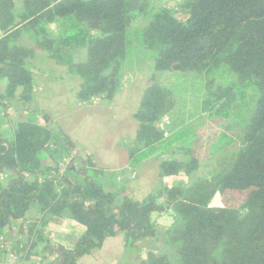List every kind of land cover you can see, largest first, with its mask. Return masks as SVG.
<instances>
[{
    "label": "trees",
    "instance_id": "1",
    "mask_svg": "<svg viewBox=\"0 0 264 264\" xmlns=\"http://www.w3.org/2000/svg\"><path fill=\"white\" fill-rule=\"evenodd\" d=\"M176 2L150 14L151 0H0V79L7 80L0 101L18 102L29 113L15 124L12 138L0 134V239L5 237L21 256L44 244L42 259L48 264H78L120 233L126 247L137 248L141 240L156 236L164 218L172 217L166 240L178 264H264V0ZM142 17L149 18L140 30L142 47L155 53L156 72L203 73L227 65L242 82L255 84L259 97L238 149L220 171L168 187L166 178H188L204 165L193 143L177 147L182 135L164 138L159 124L174 115L178 102L153 78L134 115L139 126L130 166L137 168L156 153L157 159L168 157L158 163L156 190L136 201L106 190L104 172L94 159H75L78 147L72 137L55 129L48 114L37 122L34 117L41 112L29 106L35 98L31 61L42 51L80 79L82 103L114 100L123 89L128 30ZM58 19L57 34L48 25ZM25 32L30 47L19 43ZM77 47L86 49L84 61H74L67 51ZM222 89L233 94L231 88ZM203 108L207 112L206 102ZM174 153L188 159H174ZM8 173L11 178L2 183ZM230 194L239 197L238 206L215 204ZM32 208L39 217L28 219ZM65 220L86 229L74 249L46 240L50 223ZM27 221V236L25 225L19 227L23 240L6 234ZM6 255L0 241V262ZM138 263L171 264L153 252Z\"/></svg>",
    "mask_w": 264,
    "mask_h": 264
},
{
    "label": "rangeland",
    "instance_id": "2",
    "mask_svg": "<svg viewBox=\"0 0 264 264\" xmlns=\"http://www.w3.org/2000/svg\"><path fill=\"white\" fill-rule=\"evenodd\" d=\"M175 1L176 0H172V3L170 2V4L173 5ZM162 2L163 0H151L152 9L150 14L158 11L162 7H166L162 4ZM148 20V17L138 18L133 22V25L128 30L127 58L124 63L126 77L128 80L131 78L130 82H134L132 88L138 89V78L141 76L140 78L142 80L141 72H143V76L146 74V77L148 78V85L151 83L152 79L155 78L159 84L170 90L176 97L178 108L174 115L170 117L173 123V128L170 129L172 138L177 134L182 135L181 138L177 140V147H182L188 145L189 143H193V145L197 146V158L204 166H202L199 171L193 173L188 178L186 176L179 175L174 176L172 181H176L177 185H183L188 180H191L192 183H196L200 180L210 178L212 173L215 174V172L220 171L221 168H223L227 163L228 158L231 157V153L238 149L240 145L239 141L243 136L244 128L248 124L251 113L257 103L259 93L255 87V84H253L251 81L242 82L240 77L235 74L227 65H223L219 68H215L203 73L156 72L153 63L155 53L143 49L141 43L140 30L145 28ZM59 24L60 23L58 19L57 21L49 24L48 27L58 28ZM29 39L32 40L25 32L22 35L19 43L26 45L29 43ZM69 56L70 55H66V58H70ZM151 64L152 66H150ZM74 78L80 80L78 77L74 76ZM226 87L231 88L230 90H232L233 94L226 95L228 91H224L222 89ZM6 88L7 84L3 90H6ZM3 90L2 85H0V94ZM140 92L141 91L139 90H133V100H138ZM144 93L145 92L142 93L141 99L143 98ZM52 94H54V92H52ZM52 94H50V96ZM234 94L236 95L234 96ZM235 97L236 102L233 103V99ZM3 102L5 103L8 101H0V106L4 105L6 107L5 104H2ZM203 102H206L207 112L203 108ZM101 103V107H98L95 102L87 104L86 111H88L90 115L92 113H98V115L103 116L101 113L103 112L104 114H107L108 118L103 119L102 117L98 116H94L92 118L86 117L87 122H89L87 124H90V128L94 123L96 125L92 127L93 135L84 141V143L90 146L102 145L101 151L96 150L97 155H93V159H95L97 163H100V165L103 163L104 159H107L108 162H112L111 164L119 166L116 168V170L109 172L103 168L105 172L102 176L106 190L116 193L120 191L117 189H125V185L129 186L130 184L128 180L124 179L126 178L125 175H127V170L125 168L128 166L130 161L129 150L135 148L133 145L135 139L131 141L128 137H126L129 134L125 133L128 132L129 128H131L134 124H138V122L135 118L130 120L124 116L119 117L118 114L120 113L122 107L118 102L116 104H110V101L102 100ZM109 105H111L110 108ZM209 105H213L211 110L208 108ZM17 107L18 108L7 107V110H5L3 107H0V123L2 124L0 134L4 137L12 138L14 133L11 127L5 128V126H9L11 124L15 125L18 121L26 119L25 117L22 120L20 119V114L22 113L24 107H22V105H20L18 102ZM36 107L37 110L42 114H48L51 117L53 124L52 126L55 127V129L59 128L65 131L67 130L63 125L62 127H59V125L61 126L60 123L59 125L54 123V118H60L66 121V124H70L73 127L74 123L79 121V118L81 119V117H83H79L75 110L71 111V113L67 115L63 114L61 116H57L59 113L55 111L56 107L50 103L48 105ZM106 107L109 108V110H105ZM29 109L30 111H33V108ZM23 113L25 114L26 111L23 110ZM5 114L7 116H5ZM123 115H125V111H123ZM37 116L33 117L37 120V122H39ZM41 116L43 120V115ZM115 116H118V118ZM118 137L121 139L117 140ZM231 141H234L235 143L233 142L234 144L230 145ZM114 142L116 143L111 149V145ZM104 151H106V155H104ZM174 154L175 155L172 156L174 159H188L187 155L184 153L180 155H176V153ZM156 155H159V153L154 154V156L148 160H145L138 167L143 169V171H146L147 168L151 167L155 169V165L158 167L159 161L168 157V155H164L157 159ZM73 157L75 159H80V156L75 151L73 152ZM151 164H153V166H151ZM131 169L132 168L129 169L131 176H135V179L132 178V181L136 182L138 175ZM8 178H11L9 173L2 175V183H6ZM28 179L31 180L33 178L28 177ZM116 197L119 202L120 198L118 196ZM240 203L241 200L234 194L223 196V198H219L215 202V204L218 206L227 204L238 206ZM37 216L38 210L36 208H32L27 215L28 219H33ZM172 223L173 222L171 219H165L164 221H161L160 229L156 236L141 240L137 248L127 247L128 254L130 255L131 253H129V251L132 252L135 249V253H138L140 256L144 257H146L149 252H153L166 256L171 264H178L179 259L176 257L174 249L169 246L166 240V230ZM25 236H18V238L22 239ZM27 262L29 261L27 260ZM121 264L132 263L128 258Z\"/></svg>",
    "mask_w": 264,
    "mask_h": 264
},
{
    "label": "crops",
    "instance_id": "3",
    "mask_svg": "<svg viewBox=\"0 0 264 264\" xmlns=\"http://www.w3.org/2000/svg\"><path fill=\"white\" fill-rule=\"evenodd\" d=\"M172 0H163L162 4L164 6L168 7H175L177 2L175 1L174 4H170ZM172 3V2H171ZM53 30H56V33L59 32L58 28H52ZM29 43L26 44L27 46H32V41L29 39ZM69 54L73 56L74 61L81 62L86 59L87 51L83 48H75V49H69L67 50ZM154 63V62H153ZM31 66L33 68L34 73V89H35V98L34 101L29 108H33L32 110H37L36 106L41 105H48L53 104L56 107V110L59 114L57 116L61 115H67L71 113V111L75 110L77 115L81 117L79 118V121H76L74 123V126L72 127L70 124H66V121L60 119V118H54L57 125L59 123V127H62V125L67 129L66 131L69 133V135L72 137V139L76 142L77 147L79 149L78 154L82 158L86 157H93V155H97L96 150H100L102 148V145H95L90 146L86 145L84 141L89 139L93 133H92V127L96 125L95 123L89 127L90 124H87L86 117H102L108 118L107 114L98 115V113H92L91 115L86 111L87 104L82 103L78 99V93L80 90L81 81L78 79H75L73 75L70 74L68 68L57 65L54 61H52L48 55L47 52H39L37 56L31 61ZM152 66V64L150 65ZM126 70L124 69V66L122 68V87L123 89L116 95L114 100L110 101V104L113 103H119L122 107L120 110V113L118 114L119 117L124 116L132 120L134 118V115L136 114V111L138 109L139 102L142 97V93L145 92L147 86H148V78L146 77V74L143 76L142 74V80L141 76L138 78V89L132 88V85L134 82H130L131 78L128 80L126 77ZM131 76V75H130ZM7 84V80L0 79V85H2V90L4 89L5 85ZM133 90H139L140 96L138 100H133L132 92ZM5 90L2 91L4 93ZM54 92V94H52ZM50 94H52L50 96ZM51 98V99H50ZM103 99H98L95 104H97L98 107H101ZM100 103H99V102ZM2 104H5L6 107L1 105L0 107H3L5 110H7V107H17V102L11 101V102H3ZM134 104V105H132ZM11 105V106H10ZM130 105V108H129ZM111 105H109L110 108ZM23 107V106H22ZM109 108H105V110H109ZM103 109V108H102ZM128 109V113L127 112ZM24 110V109H23ZM20 114V119L22 120L24 117L26 118V115L29 113L26 112ZM98 111V110H97ZM123 111H125V115H123ZM68 112V113H67ZM42 113L37 116V119L39 122L42 120ZM89 115V116H85ZM5 116H7L5 114ZM118 118V116H115ZM116 120V119H115ZM95 121V120H94ZM93 122V121H92ZM91 122V123H92ZM133 124V123H132ZM138 124H134L131 128H129L128 132L125 134H129L126 137H128L131 141L136 138L137 130H138ZM11 127V129L14 131L15 125H9L5 126V128ZM55 128V127H54ZM3 136V135H2ZM4 139L9 137H4ZM121 138L118 137L117 140ZM116 140V141H117ZM116 142H114L111 145V149L115 145ZM104 155H106V151H104ZM95 164L99 169H102L103 172L105 168L106 171H113L116 170L119 166H115L114 164H111L112 162H108L107 159L103 160V163L100 165V163H97L94 159ZM114 163V162H113ZM153 166V164H151ZM121 168V167H120ZM132 168L130 166V161L128 166H126L127 175H125V180H128L130 183L129 186L125 185V189H117L120 190V194L123 196H128L129 198L136 200V201H142L144 200L149 194L154 192L156 190L157 184H158V167L155 165V169L153 167L147 168L146 171H143V169L138 168H132L131 170L135 172L137 176L136 182L132 181L131 173L129 172V169ZM173 177L166 178L165 184L168 187H173L177 185L176 181H172ZM180 185V184H178ZM110 191V190H109ZM112 192V191H110ZM39 217V212L38 216ZM165 219H171L173 222L172 217H166ZM22 224L25 225L24 229H28V226L31 224V222L27 221L25 223L19 222L18 225L12 230L7 229L6 234L11 236L15 241H21L18 236L20 235L19 230ZM23 225V226H24ZM86 232V229L79 225L78 223L72 221V220H65L61 223H50L48 228L45 230V236L46 240L50 241L52 244H60L65 246L67 249H74L75 247V241L77 239H80ZM20 237V236H19ZM23 240V238H22ZM44 244L39 245V247L34 251L33 255L25 254L23 258V264H48L47 261H44L42 259V248ZM136 249L131 253L128 254V249L124 243V234L120 233L117 236L113 238H108L103 246L102 249L95 251L92 255L85 256L81 258L78 262V264H121L124 260L130 259L132 264H139L138 259L140 255L138 253H135ZM36 252V254H35ZM144 257V256H141ZM27 260L29 262H27Z\"/></svg>",
    "mask_w": 264,
    "mask_h": 264
},
{
    "label": "built area",
    "instance_id": "4",
    "mask_svg": "<svg viewBox=\"0 0 264 264\" xmlns=\"http://www.w3.org/2000/svg\"><path fill=\"white\" fill-rule=\"evenodd\" d=\"M97 100L98 99H96L94 102H97ZM171 127H172V120L170 117L164 118L163 121L159 124V128L164 133L165 139H168L171 136L170 133ZM132 178L135 179V176H133ZM27 231H25L26 236L28 234ZM0 241H1V249L5 251L7 254L6 261L0 262V264H23L24 256H21L17 250L13 249V245L7 243L5 237H2ZM20 249H23V246H21Z\"/></svg>",
    "mask_w": 264,
    "mask_h": 264
}]
</instances>
